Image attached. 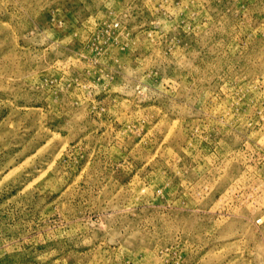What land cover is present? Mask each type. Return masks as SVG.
<instances>
[{
  "label": "rangeland",
  "instance_id": "1",
  "mask_svg": "<svg viewBox=\"0 0 264 264\" xmlns=\"http://www.w3.org/2000/svg\"><path fill=\"white\" fill-rule=\"evenodd\" d=\"M0 264H264V0H0Z\"/></svg>",
  "mask_w": 264,
  "mask_h": 264
}]
</instances>
